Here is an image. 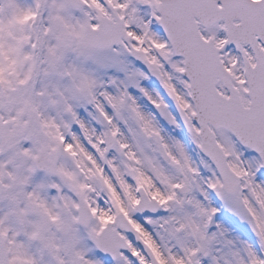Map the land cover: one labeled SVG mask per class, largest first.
<instances>
[{
    "label": "snow or ice",
    "instance_id": "1",
    "mask_svg": "<svg viewBox=\"0 0 264 264\" xmlns=\"http://www.w3.org/2000/svg\"><path fill=\"white\" fill-rule=\"evenodd\" d=\"M0 264H264V0H0Z\"/></svg>",
    "mask_w": 264,
    "mask_h": 264
}]
</instances>
